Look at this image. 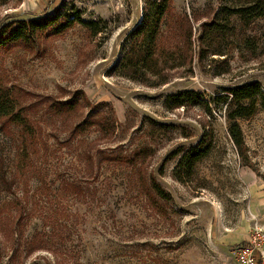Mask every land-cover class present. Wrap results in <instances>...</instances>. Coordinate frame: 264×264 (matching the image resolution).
I'll use <instances>...</instances> for the list:
<instances>
[{
  "label": "rangeland",
  "instance_id": "374dc122",
  "mask_svg": "<svg viewBox=\"0 0 264 264\" xmlns=\"http://www.w3.org/2000/svg\"><path fill=\"white\" fill-rule=\"evenodd\" d=\"M147 1L0 3V28L44 13L98 23L95 35L80 23L0 50V82L22 114L28 98L75 96L85 104L76 120L109 127L71 137L40 104L33 152L6 137L0 123L10 181L0 180V264H264V107L236 120L239 146L228 106L214 103L247 82L264 90V0H173L174 15L188 20L193 63L184 38L166 44L165 27L161 52L174 54L160 58L165 84L111 69ZM185 90L199 93L202 104L172 107L170 96ZM206 134L212 149L188 173L181 159Z\"/></svg>",
  "mask_w": 264,
  "mask_h": 264
},
{
  "label": "trees",
  "instance_id": "16d2710c",
  "mask_svg": "<svg viewBox=\"0 0 264 264\" xmlns=\"http://www.w3.org/2000/svg\"><path fill=\"white\" fill-rule=\"evenodd\" d=\"M4 2L5 0H0V3ZM146 3L140 23L134 27L130 38L125 41V53L121 61L114 63L111 69H122L120 74L132 79L138 78L133 72L142 71L144 75L150 74L158 77V82L165 84L169 78H167V75H163V71L159 70L160 58H165L161 52V49L165 48L162 44L164 28L166 27L167 33L170 34L169 37H166V39L169 38V41L166 40V44L170 42L171 38L172 40L180 36L184 38V48L185 50L188 49L191 54L187 56L190 64L193 63V54L190 47L192 36L190 31L187 30L188 20L174 15L172 9L173 0H148ZM176 17L177 20H175ZM80 23L87 25L93 35L102 31V28L97 27L98 23L96 21L87 22L82 20L78 15H73V18L70 19L69 15L65 14L63 16L60 13L49 15L44 13L34 19H19L17 21H11L10 23H4L0 28V50L5 51L20 44L33 42L37 32H46L49 35L64 34L65 31ZM169 56H174L173 52L170 55L167 54L165 59ZM180 66L183 65L181 64ZM2 85L3 83L0 82L1 127L3 134L12 141L17 142L18 147H31L34 149L33 152L38 151V140L41 135L42 123L40 124L39 121L35 123V118L38 113L36 108L40 104L46 109L48 120L51 123L53 122L51 121L53 118L60 120V129H64L65 133L70 132L71 137L82 134L87 128L96 125L109 130L108 125H104L99 121L96 123L90 121V119L82 120L81 122L76 120L78 109H81L85 105L83 98L72 96L67 100H59L56 97L54 99L47 98L46 101L37 102L30 101V98H28L29 102L26 105V113L22 114L16 110V102L13 99V91L11 88L7 85L6 87ZM225 91L224 95H218L214 99V103H225L228 106V117L231 121H235L233 127L230 129V133L236 144L240 146L243 144V137L241 136V131L236 120L239 118H248L253 115L257 110L258 104L264 107V90L259 82H247L246 84L233 86ZM78 94L83 95V91ZM201 97L197 92L185 90L172 94L169 102L172 107H183L188 104L200 105L202 104ZM53 127L59 129L57 126ZM212 145V137L208 136V134L204 135L203 139L182 157L181 166L188 173L192 171L194 166L210 153L209 151L212 149ZM83 155L85 164H89L88 169L95 175L93 158L87 151ZM4 162V159L0 160V172L2 173L0 180H4L7 185L10 181H6L7 178L4 175ZM156 189H159L158 186H156ZM158 191L163 196L162 191Z\"/></svg>",
  "mask_w": 264,
  "mask_h": 264
},
{
  "label": "built area",
  "instance_id": "2783aa9c",
  "mask_svg": "<svg viewBox=\"0 0 264 264\" xmlns=\"http://www.w3.org/2000/svg\"><path fill=\"white\" fill-rule=\"evenodd\" d=\"M242 260H243V262H247L249 259H248V257H246V256H242Z\"/></svg>",
  "mask_w": 264,
  "mask_h": 264
}]
</instances>
